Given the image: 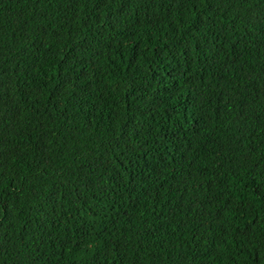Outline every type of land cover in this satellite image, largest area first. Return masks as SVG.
<instances>
[{"label":"trees","instance_id":"trees-1","mask_svg":"<svg viewBox=\"0 0 264 264\" xmlns=\"http://www.w3.org/2000/svg\"><path fill=\"white\" fill-rule=\"evenodd\" d=\"M0 264H264V0H0Z\"/></svg>","mask_w":264,"mask_h":264}]
</instances>
